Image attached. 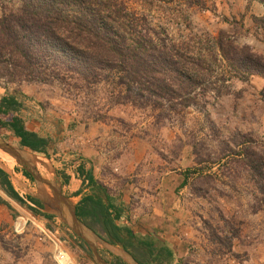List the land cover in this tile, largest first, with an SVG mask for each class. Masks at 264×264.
<instances>
[{
  "label": "rangeland",
  "instance_id": "rangeland-1",
  "mask_svg": "<svg viewBox=\"0 0 264 264\" xmlns=\"http://www.w3.org/2000/svg\"><path fill=\"white\" fill-rule=\"evenodd\" d=\"M106 1H97L102 14ZM110 1L112 10L124 7L136 16V30L168 47H186L204 61L208 69L189 106L160 114L123 96L112 77L78 89L3 77L0 97L19 103L3 118L15 114L26 131L46 137L50 157L21 147L12 129L0 127L41 181L26 177L15 158L12 167L1 160L0 167L18 193L39 200L43 191L51 196L48 182L57 186L84 164V172L92 170L109 193L125 197L135 234L169 246L183 264H264V201L243 159L253 152L264 160V73L229 65L217 49L218 41L230 42L264 59V0ZM18 5L0 0V16ZM0 156L8 157L1 150ZM161 176L167 186L157 200L161 206L153 208ZM36 206L53 215L48 206ZM147 214L157 224L163 220L164 228L140 221ZM12 222V210L0 198V264H58L51 241L33 229L14 235ZM71 232L65 242L70 259L98 264L84 239ZM94 243L102 258L121 254L118 246L110 251L100 240Z\"/></svg>",
  "mask_w": 264,
  "mask_h": 264
},
{
  "label": "trees",
  "instance_id": "trees-1",
  "mask_svg": "<svg viewBox=\"0 0 264 264\" xmlns=\"http://www.w3.org/2000/svg\"><path fill=\"white\" fill-rule=\"evenodd\" d=\"M97 1L19 0L15 10L0 16V78L58 81L77 88L112 77L123 96L159 108L160 114L169 116L171 110L189 106L195 87L208 69L204 61L193 58L186 47H168L163 40L155 42L147 32L136 30L132 24L136 16L126 13L124 7L112 10L116 4L110 0L103 5L106 13L102 14ZM217 49L229 65L237 63L249 71L264 73V59L250 48L218 41ZM163 102L170 105L164 109ZM18 106L14 96L0 97L2 118ZM2 118L0 127L12 129L21 147L50 157L46 137L26 131L15 114L9 120ZM243 159L264 201V160L253 152L244 153ZM79 170L84 177L74 193L79 196L74 207L81 222L107 243L123 249L138 264H183L169 246L157 245L151 237H138L127 223V203L109 193L92 170ZM22 172L33 179L25 169ZM63 177L67 180V175ZM0 189L24 203L1 167ZM28 200L42 205L30 195ZM109 254L112 258H104L108 264H128L120 256Z\"/></svg>",
  "mask_w": 264,
  "mask_h": 264
},
{
  "label": "built area",
  "instance_id": "built-area-1",
  "mask_svg": "<svg viewBox=\"0 0 264 264\" xmlns=\"http://www.w3.org/2000/svg\"><path fill=\"white\" fill-rule=\"evenodd\" d=\"M2 193L4 192L0 189V198L7 203L13 213L11 233L20 235L28 229H33V232L52 242L53 256L58 264H72L71 256L65 245L66 239L72 233L70 227L64 224L59 217L48 221L44 213L20 193L18 194L24 203H19L4 193L8 197L6 200ZM50 222L53 225L49 224Z\"/></svg>",
  "mask_w": 264,
  "mask_h": 264
},
{
  "label": "water",
  "instance_id": "water-1",
  "mask_svg": "<svg viewBox=\"0 0 264 264\" xmlns=\"http://www.w3.org/2000/svg\"><path fill=\"white\" fill-rule=\"evenodd\" d=\"M0 150L11 155L18 161V163L22 164L23 166L26 164V161L23 158L22 151L19 148H16L10 145L7 141H5L1 134ZM24 169L30 173L34 180L41 181V178L35 172L30 170L26 166H24ZM48 185L51 188V196L47 192L43 191V193L38 196L41 204L44 206H48L50 209H52V212L56 213L75 234L84 239V241L89 245L92 254L98 264H108L106 260L99 255L94 243V239L100 240V242L104 243L105 247L110 251H112L113 245L104 241L94 231L88 228L83 222H81L77 218L74 205H72L69 200H67L64 196L60 194V191L57 186H54L49 182ZM119 251L121 253L120 257L128 264H138L123 249Z\"/></svg>",
  "mask_w": 264,
  "mask_h": 264
},
{
  "label": "crops",
  "instance_id": "crops-1",
  "mask_svg": "<svg viewBox=\"0 0 264 264\" xmlns=\"http://www.w3.org/2000/svg\"><path fill=\"white\" fill-rule=\"evenodd\" d=\"M0 118H2V115L1 114H0ZM83 167H84V164H82L80 166V168H82V169H83ZM80 168H78V170L76 172H74V173H71L70 172V174L67 175V180H63L62 183H60L59 185H57V187H58V189L60 191V194L62 196H64L67 200H69L72 205H74V203H75V198L77 200L79 199V196H74V193L81 187V185H82V179L84 177V175L80 176V170H79ZM2 169H4V168H2ZM5 171L9 175V172L7 170H5ZM93 176H94V173H93ZM94 178L96 179L95 176H94ZM166 186H167L166 185V178H165V176H161L160 177V185L158 184V186H157L158 190L156 189V191H155L156 194L153 195V200L151 201V205H153V208H156L157 206L158 207L161 206L160 202H158V201L163 200L162 199V197H163L162 196L163 195L162 192L165 191V187ZM122 199L125 200V197L122 196ZM51 213L53 215H49V217H47L49 220H52L54 217H59L56 213H53V212H51ZM142 220L145 221V222H147V223H150V224L154 225V227L156 225V226H160V227H163L164 228L163 220L161 219L162 221L157 224V222L154 220V218L152 219V216L150 214L142 215L141 218H140V221H142ZM63 223L65 224L64 221H63Z\"/></svg>",
  "mask_w": 264,
  "mask_h": 264
},
{
  "label": "bare ground",
  "instance_id": "bare-ground-1",
  "mask_svg": "<svg viewBox=\"0 0 264 264\" xmlns=\"http://www.w3.org/2000/svg\"><path fill=\"white\" fill-rule=\"evenodd\" d=\"M2 151V150H1ZM6 156L8 157H1L0 156V160L3 162V164L5 166H8V167H12L15 163H16V160L11 156L9 155L8 153L2 151ZM0 161V162H1ZM71 263L72 264H75V262L71 259Z\"/></svg>",
  "mask_w": 264,
  "mask_h": 264
},
{
  "label": "flooded vegetation",
  "instance_id": "flooded-vegetation-1",
  "mask_svg": "<svg viewBox=\"0 0 264 264\" xmlns=\"http://www.w3.org/2000/svg\"><path fill=\"white\" fill-rule=\"evenodd\" d=\"M36 205V204H35Z\"/></svg>",
  "mask_w": 264,
  "mask_h": 264
}]
</instances>
